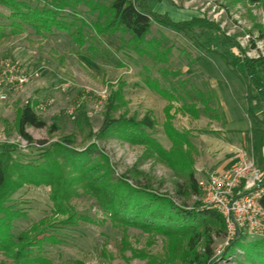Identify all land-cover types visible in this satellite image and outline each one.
<instances>
[{
	"label": "rangeland",
	"instance_id": "1",
	"mask_svg": "<svg viewBox=\"0 0 264 264\" xmlns=\"http://www.w3.org/2000/svg\"><path fill=\"white\" fill-rule=\"evenodd\" d=\"M22 1L33 7L46 6L75 26L70 25L69 30L53 27L41 33L25 25L17 32L10 26L3 28L0 71L6 61H13L25 70L28 81L13 89L0 78V145H18L14 155L22 161L38 158L45 151L55 149L56 144L63 145L85 161L90 181L79 179V173L72 169L69 161L58 157L64 178L73 183L69 199L76 214L73 222H65L68 215L54 212L51 186L23 184L4 204L13 211L9 213L4 236L17 240L21 233L42 227L43 234L38 236L42 240L36 244L34 252L39 258L35 264H171L181 261L186 257L188 238L118 223L102 203L106 202L107 194L127 192L123 189H127L124 185L128 182L145 186L179 207L187 208H180L182 211L189 210L198 202L205 204L201 189L196 195L189 188V170L194 171L199 182L212 173L229 169L242 157L255 159L264 170L263 106L248 99V79L228 65L221 55L238 54L240 49L234 43H227L223 35L217 37L199 27L186 32L154 22L147 38L162 41L156 47L163 56L157 58L154 51L138 53L128 42L121 46L118 35H98L89 25L96 14L84 2L73 9L49 4L55 0ZM147 1L153 9L169 14L176 21L204 16L247 55L264 56V0ZM0 11L10 14L1 3ZM78 27L83 33L81 44L76 40ZM141 47L151 51L145 44ZM79 55L88 63L80 62ZM120 87L125 102L110 111L111 115L141 119L148 114L152 117L154 126L145 130L150 142L155 144L153 150L146 143L127 139L128 130L101 133L108 111L107 99ZM197 87L208 96L207 91L214 89L222 107L210 102L207 105L217 111L208 114L200 102H195L193 107L184 89ZM159 88L165 92L160 93ZM3 94L7 98L3 99ZM28 101L33 103L38 117L46 122L41 128H27L33 137L32 144L20 136L17 128L20 110ZM172 128L182 139L177 164L157 150H168L172 146L168 135ZM235 153L239 155L233 157ZM218 164L224 168H215ZM133 197L135 201L136 196ZM160 212L164 216L163 211ZM219 229L213 230L211 264H264V234L242 233L231 244L227 226L224 232L219 233ZM199 251L203 252L201 244ZM258 253L262 257H258ZM0 264L26 263H18L0 250Z\"/></svg>",
	"mask_w": 264,
	"mask_h": 264
},
{
	"label": "trees",
	"instance_id": "2",
	"mask_svg": "<svg viewBox=\"0 0 264 264\" xmlns=\"http://www.w3.org/2000/svg\"><path fill=\"white\" fill-rule=\"evenodd\" d=\"M83 2L91 7L93 14H96V19L90 22L89 25L98 35H118L121 46L128 42L127 45L140 54H150V52L154 51L156 53L155 57L162 58L163 56V53L156 47L162 41L158 39L148 41L147 38L148 34L151 33L154 22L176 27L186 32L193 31L194 28L199 27L214 36L223 35V39L227 43H234V46L240 49V53L231 52L230 54L222 53L221 55H223L228 65L248 79V99L256 101L264 109V56L250 57L239 45H236L234 40L228 35L220 33V29L204 16H193L190 19L176 21L169 14H161V12L154 10L147 0H55L49 4L56 8L70 6L75 9ZM0 3L6 6L10 12V14H6L0 11V39L5 36L3 28L6 26H10L14 32L23 29L24 25L30 26L38 33H41L42 30L51 31L53 27L57 30H69L70 25L75 26L74 22L71 24L59 18L52 9L46 6L43 8L38 5L33 7L22 0H0ZM81 21L82 24H86V21ZM77 31L76 40L81 44L83 43L82 28L78 27ZM125 35H128L129 38L127 39ZM141 44L150 47L151 51L141 47ZM158 90L160 93L165 92L161 88ZM184 90L186 97L192 101L191 105H194L195 102L202 103L204 105L203 110L207 114L217 111L216 108L211 109L207 105L210 102H215L219 108L222 107L221 99L214 89L207 91L210 96L206 95L205 91L198 87L196 89L185 88ZM107 100L108 111L101 127V133L111 130L118 132L128 130L129 134L125 135L128 136L126 137L127 139L146 143L153 150L155 144L150 142V137L145 130V128L154 126L155 122L152 117L148 114L141 119L135 116L126 117L124 114L117 118L112 116L110 111L120 107L125 102L123 100L122 87L112 91ZM29 126L39 128L46 126V122L38 117L31 101H28L20 110L17 128L20 136L28 144H32L33 137L27 131ZM172 130V132L169 131L168 133L172 140V146L168 150H157L163 154L165 153L169 160L177 164L180 162L178 160H180V152L182 151V148L180 149L182 139L176 129L172 128ZM17 149L18 145L13 143L0 145V250L7 252L18 263L35 264L39 260L36 253H34L35 247L42 240L38 239V236L39 233L43 234V229L42 227H35L34 231L31 229L32 231L30 230V232L21 233L17 240L10 236L5 237L6 226L10 219L9 213L13 214V211L4 206L5 202L23 184H47L52 188L51 198L56 206L54 212L68 215V219L65 222H73L76 214L69 205L73 183L67 182L64 178L58 157L61 156L66 162L69 161L72 169L79 173V179L87 180L89 173L85 169V161L83 162L82 159L76 157L73 149L63 145L56 144L55 149L47 150L40 157L29 158L26 161L15 157L14 152ZM187 180L193 193H196V195L200 193V187L194 171H188ZM87 181L90 180L88 179ZM124 186L127 189L123 190H128L127 192L114 191L112 194H107L106 202L102 203L109 210L110 216H112L114 221L123 224H134L144 229L156 230L169 235L177 233L188 238L186 257L171 264L212 263L210 260L213 255V230L217 227L220 228L219 233L224 232L227 226L221 213L200 202L190 208L191 210L182 211L180 208H187L179 207L169 198L166 199L167 197L160 196L145 186L137 184L133 186L128 182ZM133 196H136L135 201H132ZM262 202L264 204V198ZM155 209H162L160 211H163L164 216H161V212H156L157 210ZM240 237L237 235L233 237L231 244H234ZM199 244H201L203 252H198ZM231 246L227 247V251H229ZM258 255L260 257L264 256H261L260 253Z\"/></svg>",
	"mask_w": 264,
	"mask_h": 264
},
{
	"label": "built area",
	"instance_id": "3",
	"mask_svg": "<svg viewBox=\"0 0 264 264\" xmlns=\"http://www.w3.org/2000/svg\"><path fill=\"white\" fill-rule=\"evenodd\" d=\"M2 82L15 89L28 81V75L13 61L0 71ZM3 99L6 94L1 95ZM203 201L225 218L228 240L242 233L264 234V170L256 160L242 157L229 169L215 172L197 182Z\"/></svg>",
	"mask_w": 264,
	"mask_h": 264
},
{
	"label": "crops",
	"instance_id": "4",
	"mask_svg": "<svg viewBox=\"0 0 264 264\" xmlns=\"http://www.w3.org/2000/svg\"><path fill=\"white\" fill-rule=\"evenodd\" d=\"M154 10H155V9H154ZM156 11H157V9H156ZM158 12H159V11H158ZM102 35H104V34H101V36H102ZM78 59H79L80 62H82L83 64H87V63H88L86 60L83 59V56H82V55H79V56H78ZM88 59L91 60V61H93L91 58H88ZM225 112H226V111H225ZM226 114H227V113H226ZM237 155H239V153H235V155H233V157H234V156L237 157ZM240 155H241V154H240ZM233 157H230V156H229L228 158H229V159L231 158V160H232ZM227 160H228V159H227ZM215 166H216V167H215ZM215 166H214V167H215V168H218V169H221V168L223 169V168H224V166H223V165H220V164L215 165ZM219 166H220V167H219Z\"/></svg>",
	"mask_w": 264,
	"mask_h": 264
},
{
	"label": "water",
	"instance_id": "5",
	"mask_svg": "<svg viewBox=\"0 0 264 264\" xmlns=\"http://www.w3.org/2000/svg\"><path fill=\"white\" fill-rule=\"evenodd\" d=\"M263 122H264V116H263Z\"/></svg>",
	"mask_w": 264,
	"mask_h": 264
}]
</instances>
